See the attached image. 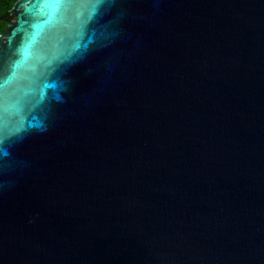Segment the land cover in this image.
<instances>
[{"label": "water", "instance_id": "1", "mask_svg": "<svg viewBox=\"0 0 264 264\" xmlns=\"http://www.w3.org/2000/svg\"><path fill=\"white\" fill-rule=\"evenodd\" d=\"M10 14L0 264H264V0Z\"/></svg>", "mask_w": 264, "mask_h": 264}, {"label": "trees", "instance_id": "2", "mask_svg": "<svg viewBox=\"0 0 264 264\" xmlns=\"http://www.w3.org/2000/svg\"><path fill=\"white\" fill-rule=\"evenodd\" d=\"M16 0H0V32L7 27L8 20L12 18L10 8L14 5Z\"/></svg>", "mask_w": 264, "mask_h": 264}, {"label": "snow or ice", "instance_id": "3", "mask_svg": "<svg viewBox=\"0 0 264 264\" xmlns=\"http://www.w3.org/2000/svg\"><path fill=\"white\" fill-rule=\"evenodd\" d=\"M0 153L7 154L3 148H0Z\"/></svg>", "mask_w": 264, "mask_h": 264}]
</instances>
